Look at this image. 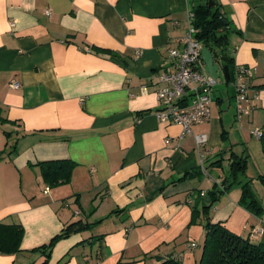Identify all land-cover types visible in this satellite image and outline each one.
Here are the masks:
<instances>
[{"label": "crops", "instance_id": "0c3cea01", "mask_svg": "<svg viewBox=\"0 0 264 264\" xmlns=\"http://www.w3.org/2000/svg\"><path fill=\"white\" fill-rule=\"evenodd\" d=\"M204 1L0 0V223L24 229L0 264H198L206 231L193 208L222 187L232 153L247 158L240 181L264 207V0H216L232 67L257 70L255 110L237 120L234 75L219 58L208 123L183 136L156 115V75ZM57 160L76 167L52 189L39 164ZM241 196L232 187L210 220L264 245V208L249 212ZM77 222L82 230L63 235Z\"/></svg>", "mask_w": 264, "mask_h": 264}, {"label": "trees", "instance_id": "16d2710c", "mask_svg": "<svg viewBox=\"0 0 264 264\" xmlns=\"http://www.w3.org/2000/svg\"><path fill=\"white\" fill-rule=\"evenodd\" d=\"M194 27L198 30L197 39L208 47L217 61L221 58L223 70L230 76L235 69L232 52L228 49L229 20L221 12L216 0H205L194 8ZM218 49H220L218 51ZM234 81V79H233ZM232 81V82H233ZM264 152V136L261 138ZM220 162V161H219ZM218 162V163H219ZM42 178L50 188L68 184L73 177L76 164L70 160H57L40 163ZM248 160L235 153L230 157V175L222 181V187L215 184L206 196V202L201 211L193 208V221L204 216L206 231L202 246V255L198 264H264V245L254 243L249 238H244L230 231L221 223H213L209 217V210L235 185L241 186L242 196L239 204L255 215L263 213V206L249 188V180L245 183L240 177L246 176ZM186 175L184 178H186ZM260 180L264 184V177ZM81 222L71 224L65 229L63 235L72 231L83 229ZM24 236L21 225H7L0 223V253H14L20 250ZM161 264H181L178 257H170Z\"/></svg>", "mask_w": 264, "mask_h": 264}, {"label": "built area", "instance_id": "2783aa9c", "mask_svg": "<svg viewBox=\"0 0 264 264\" xmlns=\"http://www.w3.org/2000/svg\"><path fill=\"white\" fill-rule=\"evenodd\" d=\"M46 14L50 15L51 11L48 10ZM194 20V12L189 11L188 28L180 39L182 49H172L169 52L166 66L156 75V97L159 106L156 112L157 118L161 123L181 126L184 131L183 136L192 134L194 125L206 124L210 121L214 102L213 91L218 83V80L205 69L202 58L204 45L197 39L198 30L194 27ZM256 72L253 66L235 67L232 84L235 89L238 121L250 115L255 110V102L260 99L259 94L252 90ZM10 87L19 89L21 84L14 80ZM253 134L258 138L262 137V132L258 129L253 131ZM207 141L208 137L205 134L196 136L199 149L203 148ZM166 142L171 141L168 139ZM77 214L80 213L77 212ZM195 246L191 244V247Z\"/></svg>", "mask_w": 264, "mask_h": 264}, {"label": "water", "instance_id": "95a60500", "mask_svg": "<svg viewBox=\"0 0 264 264\" xmlns=\"http://www.w3.org/2000/svg\"><path fill=\"white\" fill-rule=\"evenodd\" d=\"M202 58L205 64L206 71L210 75H212L215 79H219L220 78V74H219L220 65L216 62L212 51L206 46H204L202 49Z\"/></svg>", "mask_w": 264, "mask_h": 264}, {"label": "rangeland", "instance_id": "374dc122", "mask_svg": "<svg viewBox=\"0 0 264 264\" xmlns=\"http://www.w3.org/2000/svg\"><path fill=\"white\" fill-rule=\"evenodd\" d=\"M222 81V78H219L218 79V82H219V85H222V83L220 82ZM233 85V84H232ZM218 88V86H216L215 90ZM235 90V89H234ZM39 186H40V190H43L45 188V184L43 183L42 179L40 178L39 182H38ZM65 185H69V184H65ZM65 185H62V186H65ZM52 189H55V188H52Z\"/></svg>", "mask_w": 264, "mask_h": 264}]
</instances>
